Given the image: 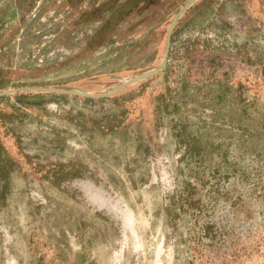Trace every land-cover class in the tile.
<instances>
[{"label":"rangeland","instance_id":"obj_1","mask_svg":"<svg viewBox=\"0 0 264 264\" xmlns=\"http://www.w3.org/2000/svg\"><path fill=\"white\" fill-rule=\"evenodd\" d=\"M58 2L0 0V264H264V0L193 1L163 69L186 1Z\"/></svg>","mask_w":264,"mask_h":264},{"label":"flooded vegetation","instance_id":"obj_2","mask_svg":"<svg viewBox=\"0 0 264 264\" xmlns=\"http://www.w3.org/2000/svg\"><path fill=\"white\" fill-rule=\"evenodd\" d=\"M21 1H29V2L31 1L30 5H34L36 3L35 11L38 12V16L41 13L45 12V8H48V6H47L48 4L47 3L49 1H53V2L54 1H66V4H64L62 6L59 4V2L57 3V5H56L57 6L56 13L67 12L69 14L73 13L74 10L77 9V8H79V9L82 8V6H81L82 3H80L81 1H96L97 2L96 5H92V7H90V5H89L87 7L86 11H82V12H83L84 18L87 19L86 21H88L90 18H91L90 21L99 20L100 24H99L97 30L99 32H102V31H105V29L120 28V26L123 23H126L125 22L126 18L120 17V15H122L121 13L124 10H126L125 9L126 4L130 5L129 6L130 9H132L134 7L135 8L139 7L142 10V9H145L150 4L151 1H186L185 3H183V5L180 6V8L175 13V15H177V18H178L179 15L185 9H187V6H189L193 1H201V0H21ZM71 1H76V3L72 5ZM189 1H192V2L189 5H187V3ZM207 1H213V0H207ZM183 7H185V8L182 10ZM154 8H156V9H154V12H155L154 15L156 16V19H159L162 16V14H164V11L162 10V8H161V10L159 9L157 11V5L154 6ZM175 15H174V17H175ZM33 17H34V14H33ZM84 18H82V19H84ZM121 18H123V20H120ZM173 18H172V20H173ZM177 18H176V21H177ZM172 20H171V22H172ZM169 27H170V25H169ZM174 28L175 27H173V29H172L170 46H171V43H172V38H173V34H174ZM168 30H169V28H168ZM168 30H167V35H168ZM56 34L57 33H55L54 35L56 36ZM170 46H169V53H170ZM166 47H167V36H166L165 52H166ZM169 53H168V57H169ZM167 60H168V58H167ZM163 67H164V63H163L162 69H163ZM165 67H166V65H165ZM124 82H126V81H123V83ZM121 84H122V82H121ZM121 84H119L115 88H119V86ZM24 87H29V86H24ZM19 88H21V87H19ZM65 91H78V90H65ZM39 92H41V91H39ZM60 92H63V91H60ZM82 92H85V91H82ZM105 94H107V93H105ZM101 95H104V94H101ZM89 97L90 96H88V98Z\"/></svg>","mask_w":264,"mask_h":264},{"label":"water","instance_id":"obj_3","mask_svg":"<svg viewBox=\"0 0 264 264\" xmlns=\"http://www.w3.org/2000/svg\"><path fill=\"white\" fill-rule=\"evenodd\" d=\"M192 1H189L187 3V5H189ZM186 5V6H187ZM185 6V7H186ZM183 7L182 10L185 8ZM176 18H177V15H175V17L173 18L171 24H170V27H169V30H168V35H167V47H166V52H165V55H164V60H163V63H164V67L167 63V58H168V53H169V46H170V42H171V34H172V29L174 27V24L176 22ZM163 67V68H164ZM137 79H139V76H136V77H133L131 79H129L128 81L122 83L119 87L123 86V85H126V84H129V83H132L134 81H136ZM20 89H43V90H52V91H63V92H66L65 90H54V89H47V88H38V87H21ZM11 90H6L0 94H8L10 93ZM68 92H76V93H79V94H82V95H86V96H102V95H94V94H90V93H87V92H82V91H68Z\"/></svg>","mask_w":264,"mask_h":264}]
</instances>
